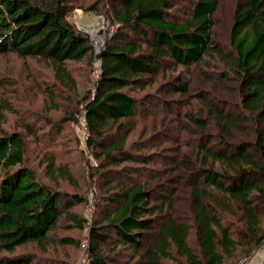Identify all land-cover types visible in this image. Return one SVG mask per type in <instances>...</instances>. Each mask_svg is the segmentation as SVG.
I'll return each mask as SVG.
<instances>
[{
  "label": "trees",
  "instance_id": "16d2710c",
  "mask_svg": "<svg viewBox=\"0 0 264 264\" xmlns=\"http://www.w3.org/2000/svg\"><path fill=\"white\" fill-rule=\"evenodd\" d=\"M75 5L104 15L99 52L71 22ZM221 5L0 0V66L12 57L29 68L28 85L0 73V264H60L53 245L82 247L73 229L88 231V264L254 256L264 243V0H233L222 33ZM22 85L31 96L13 102L9 89ZM82 118L90 219L73 210L89 199L63 161Z\"/></svg>",
  "mask_w": 264,
  "mask_h": 264
},
{
  "label": "rangeland",
  "instance_id": "374dc122",
  "mask_svg": "<svg viewBox=\"0 0 264 264\" xmlns=\"http://www.w3.org/2000/svg\"><path fill=\"white\" fill-rule=\"evenodd\" d=\"M233 0H222V5L221 7L218 9V13L217 16L219 18L218 20V30L220 33L227 31V26L229 24L230 21V17L228 14H226V10L227 8L232 5ZM228 6V7H227ZM69 14H70V20L71 22H73L78 30H82L83 32L88 33L93 40H95V45H96V50L97 52H99L102 48H103V44L105 41V36L107 33L106 27H107V22L106 19L104 17L103 14L101 13H94V12H90V11H86L83 8H77L76 5L72 6L69 9ZM100 32H102V34H100ZM100 62H96L95 63V69L98 68L100 66L99 64ZM2 66H0V73H4V70H10L12 72H14V70L17 71V81H19V83L24 82L25 85H28V78H29V73L27 72V70L29 69L28 67H26L24 64H22L21 62H19L18 59H13L12 57H9L6 59V62L1 64ZM92 72V71H91ZM31 73V72H30ZM80 77L78 78L83 87L86 88L89 86V84H91V82L89 83V80L87 81V79L84 78V76H88V73H85V70L82 69ZM77 74V75H78ZM97 72L93 71L92 74H90V76L92 75L93 78H96L97 76ZM30 87L29 86H21V89H16V90H11L9 89L8 93H9V97L11 98L10 100H13L14 102V96L19 93V94H24L26 97L31 96L30 92L32 89H30V91L26 92ZM39 102V98H37L36 103ZM57 115H61V112L57 113ZM8 119H12L11 115H7ZM84 119L82 118L80 120V123L78 125H75L74 128L76 130V134L78 135L79 139L81 140L79 145H74L73 143L75 142H71L72 139H69L66 142V145H68V147L70 148V146H73V148H70L67 152H65L64 154H66L67 159H63V161H65L64 163L69 164L70 167H72V170L74 173L77 174L78 180L81 184V186H83V190L82 192L87 193V198L89 199V203L86 206H76L74 207L73 210H77L78 212L81 211L83 216L90 219L92 217L91 211H92V204H93V194L91 193V190H88V188H90V184L88 181V178L86 176H88V171H87V164L88 161L90 160V155L87 153L82 154L81 149H83V147H85V137L88 134V130L87 128L84 127ZM60 162V161H59ZM63 223L64 220H62L61 224H60V229H59V234L58 235H65L67 234L66 230L62 229L63 228ZM87 233L88 231H84L83 235H80V233L73 229L72 231L69 232V234L74 235L75 237L81 239V237H83L81 240L82 242V247H80V250L77 251L74 247L70 246L67 248H62L60 246H58L56 244V246H52L51 247V251L53 253V256L58 257L59 259H61L60 264L62 263H75V264H88V260H87ZM258 258H263L264 259V248H262L260 251H258L257 253L254 252V256L249 257V259L246 261L245 264H249L253 261H255V259ZM242 260H246V259H242ZM241 260V261H242ZM52 261V260H51ZM46 264H55L57 262L52 261H46ZM240 262V261H239ZM238 262V263H239ZM237 263V264H238Z\"/></svg>",
  "mask_w": 264,
  "mask_h": 264
},
{
  "label": "water",
  "instance_id": "95a60500",
  "mask_svg": "<svg viewBox=\"0 0 264 264\" xmlns=\"http://www.w3.org/2000/svg\"><path fill=\"white\" fill-rule=\"evenodd\" d=\"M100 34H102V32H100ZM92 37H93V36H92ZM99 64L101 65V62H100ZM263 247H264V243H262V244L260 245V247L255 251V253H257L258 251H260ZM248 259H249V258H246V260H242V261H240L238 264H245L246 261H247Z\"/></svg>",
  "mask_w": 264,
  "mask_h": 264
},
{
  "label": "crops",
  "instance_id": "0c3cea01",
  "mask_svg": "<svg viewBox=\"0 0 264 264\" xmlns=\"http://www.w3.org/2000/svg\"><path fill=\"white\" fill-rule=\"evenodd\" d=\"M262 262H264L263 258H256L255 261L249 263V264H261Z\"/></svg>",
  "mask_w": 264,
  "mask_h": 264
},
{
  "label": "built area",
  "instance_id": "2783aa9c",
  "mask_svg": "<svg viewBox=\"0 0 264 264\" xmlns=\"http://www.w3.org/2000/svg\"><path fill=\"white\" fill-rule=\"evenodd\" d=\"M264 248V247H263ZM261 264H264V262H262Z\"/></svg>",
  "mask_w": 264,
  "mask_h": 264
}]
</instances>
